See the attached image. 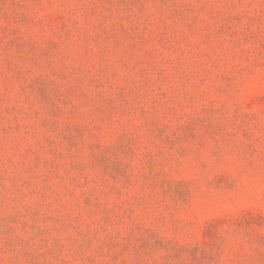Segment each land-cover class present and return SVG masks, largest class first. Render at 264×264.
<instances>
[{"label":"rangeland","instance_id":"rangeland-1","mask_svg":"<svg viewBox=\"0 0 264 264\" xmlns=\"http://www.w3.org/2000/svg\"><path fill=\"white\" fill-rule=\"evenodd\" d=\"M0 264H264V0H0Z\"/></svg>","mask_w":264,"mask_h":264}]
</instances>
